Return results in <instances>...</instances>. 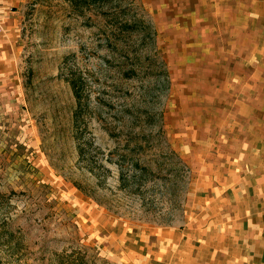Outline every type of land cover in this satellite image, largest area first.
Instances as JSON below:
<instances>
[{"label":"rangeland","instance_id":"1","mask_svg":"<svg viewBox=\"0 0 264 264\" xmlns=\"http://www.w3.org/2000/svg\"><path fill=\"white\" fill-rule=\"evenodd\" d=\"M126 1L153 23L169 84L148 44L99 9L0 0V264H51L79 248L110 264H264V0ZM132 62L138 75L127 79ZM75 72L106 105L96 138L133 121L186 164L170 224L145 217L137 197L112 208L70 179L82 177Z\"/></svg>","mask_w":264,"mask_h":264},{"label":"trees","instance_id":"2","mask_svg":"<svg viewBox=\"0 0 264 264\" xmlns=\"http://www.w3.org/2000/svg\"><path fill=\"white\" fill-rule=\"evenodd\" d=\"M67 2L78 15H84L88 10L99 9L98 16L104 19L114 17L115 29L119 34L126 33L132 38L145 41L148 44L147 59H152V63L165 77L164 81L169 84L166 64L156 51V29L147 14L139 13L141 9L135 2L118 0L115 8L112 4L109 5L110 0ZM138 69V65L132 62L129 66H123L121 73L127 79H132L138 75ZM67 81L76 100L72 116V133L76 144L77 164L82 176L78 179L70 178L74 185L99 203L112 208H123L124 198L137 197L146 213L145 217L149 218L148 215L154 214L159 217L160 223L170 224L173 215L182 210L181 200L188 173L186 164L176 157L175 153H165L161 147L162 139L157 145L154 144L153 138L140 133L143 131L135 132L137 124L133 121L113 127L105 124V130L110 134L101 142L94 134L92 121L99 119L98 116L106 105L102 104L99 95H96L92 78L90 75L75 72L73 76L67 77ZM107 105L114 107L111 103ZM153 149L160 153L157 152V155L147 153ZM155 188L162 194L160 198L154 191ZM51 264L110 263L91 257L85 250L79 248L58 255Z\"/></svg>","mask_w":264,"mask_h":264},{"label":"bare ground","instance_id":"3","mask_svg":"<svg viewBox=\"0 0 264 264\" xmlns=\"http://www.w3.org/2000/svg\"><path fill=\"white\" fill-rule=\"evenodd\" d=\"M185 102L182 101L181 103V114H186L187 110H188V105L187 103H189L188 101L186 102V99H184Z\"/></svg>","mask_w":264,"mask_h":264},{"label":"crops","instance_id":"4","mask_svg":"<svg viewBox=\"0 0 264 264\" xmlns=\"http://www.w3.org/2000/svg\"><path fill=\"white\" fill-rule=\"evenodd\" d=\"M263 204H264V202H263ZM260 215H261V217L258 219V224H260L261 227L264 228V213L260 214Z\"/></svg>","mask_w":264,"mask_h":264}]
</instances>
